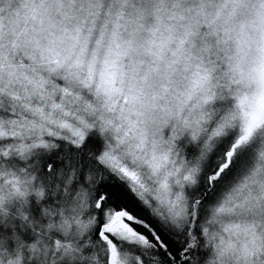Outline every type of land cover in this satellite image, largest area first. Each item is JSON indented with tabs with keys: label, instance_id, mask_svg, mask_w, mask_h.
<instances>
[{
	"label": "snow or ice",
	"instance_id": "snow-or-ice-1",
	"mask_svg": "<svg viewBox=\"0 0 264 264\" xmlns=\"http://www.w3.org/2000/svg\"><path fill=\"white\" fill-rule=\"evenodd\" d=\"M0 264H264V0H0Z\"/></svg>",
	"mask_w": 264,
	"mask_h": 264
}]
</instances>
